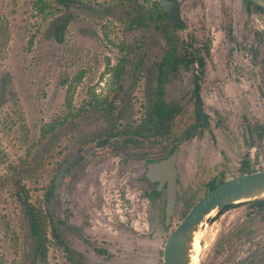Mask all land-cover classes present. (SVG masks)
I'll use <instances>...</instances> for the list:
<instances>
[{
  "label": "rangeland",
  "instance_id": "rangeland-1",
  "mask_svg": "<svg viewBox=\"0 0 264 264\" xmlns=\"http://www.w3.org/2000/svg\"><path fill=\"white\" fill-rule=\"evenodd\" d=\"M38 1L0 0V79L9 73L16 93L0 107V264H30L24 256L28 231L20 190L52 212L73 252L50 236L46 264H164L171 232L197 203L192 199L209 193L216 176L243 175L246 154L254 170H264V137L254 139L252 150L245 139L246 124L264 128V11L249 13L241 0H182L186 26L176 36L181 43L194 36L193 46L206 58L204 67L182 70L165 84L168 106L180 102L182 107L157 152L166 156L174 144L180 149L182 197L166 227L165 202L149 199L153 187L143 178L145 164L131 151L124 153L126 143L112 135L139 126L152 104L167 48L165 31L156 23L133 28L129 15L153 0H76L91 8L74 9L62 43L54 39L51 22L65 10L49 2L52 13L40 14ZM196 69L202 72L209 126L183 140L197 120ZM111 136L101 153L96 150ZM77 150H83L85 169L55 195V179ZM249 209L208 217L197 234L196 264L255 260L264 247V212ZM251 213L254 235L245 239L237 229Z\"/></svg>",
  "mask_w": 264,
  "mask_h": 264
},
{
  "label": "trees",
  "instance_id": "trees-1",
  "mask_svg": "<svg viewBox=\"0 0 264 264\" xmlns=\"http://www.w3.org/2000/svg\"><path fill=\"white\" fill-rule=\"evenodd\" d=\"M49 2L58 6L56 7L58 11L65 10L61 15L54 14L51 22V32L54 39L62 43L65 40L70 24L75 19L74 9L79 7L91 8V6L76 0H39L36 2V11L40 14L52 13L53 10ZM136 7V9L134 8L135 12L129 15V25L133 28H147L150 27L151 23L161 25V29L163 28L165 31L167 48L162 61L158 64L157 85L150 93L152 104L148 109L150 115L148 121L143 126H132L117 134L112 133L113 138H117L121 143L138 142L139 138H147L154 133H158L162 137L167 136L169 133V130H166L167 125L176 114L182 112V107L180 102L168 106L164 99L165 84L182 70L191 71L197 63L201 67L205 65L204 57H200V51L194 49L191 43L185 44L179 41L174 31L176 27L170 22L157 0H153L149 6L143 3L138 4ZM257 8L262 10L259 7ZM122 72V70L118 69L116 76L120 77ZM11 97H16L12 78L9 73H4L0 79V107L5 105ZM161 120H164V123L159 125L158 123ZM155 127L158 128V131H155ZM176 146L178 147L179 145ZM18 199L23 205V215L28 231L24 256L28 257L30 264H46L51 243L50 236L61 245L64 244L63 238L58 232L57 222L49 209L34 204L29 200V195L25 191H19ZM260 202L264 206V201ZM229 207L231 206L218 211V215H221ZM66 250L72 255L68 247H66Z\"/></svg>",
  "mask_w": 264,
  "mask_h": 264
},
{
  "label": "water",
  "instance_id": "water-1",
  "mask_svg": "<svg viewBox=\"0 0 264 264\" xmlns=\"http://www.w3.org/2000/svg\"><path fill=\"white\" fill-rule=\"evenodd\" d=\"M162 10L175 25H185L182 18L181 2L179 0H157ZM252 3L264 8V0H249ZM245 3L246 0H243ZM201 75L196 72L194 79V97L197 111L205 120V111L200 91ZM196 127L192 129V134ZM76 152L63 165L55 179V195H59L65 176L77 158ZM179 149H176L169 158L159 162L151 163L147 166V177L153 182H160L161 185L166 181L168 184V199L166 205L165 225H171L172 218L177 204V162ZM264 201V171L246 174L232 179L222 184L199 202H197L183 221L171 232L164 248V264H194V244L201 226L207 221L208 217L218 212L220 209L245 202Z\"/></svg>",
  "mask_w": 264,
  "mask_h": 264
},
{
  "label": "flooded vegetation",
  "instance_id": "flooded-vegetation-1",
  "mask_svg": "<svg viewBox=\"0 0 264 264\" xmlns=\"http://www.w3.org/2000/svg\"><path fill=\"white\" fill-rule=\"evenodd\" d=\"M179 1L182 4L181 5V13H182V18L185 21V25H175L169 19L170 22L176 27L175 30H174L175 33H176V30L177 29L183 28V27L186 26V20L183 17V11H182L183 1L182 0H179ZM241 1H242V4H243L244 8L249 13H252L253 9L258 10V11H264V8L259 7L258 5L252 3L249 0H246L245 3L243 2V0H241ZM250 2H251V4L249 5ZM256 6L259 7V8H261L262 10L258 9ZM230 33H232L231 30H230ZM231 36H232V34H231ZM165 40H166V38H165ZM193 40H194V36L191 38V42L190 43H191L192 47L194 49H196L193 46V43H192ZM183 43L188 44V42H183ZM201 49H196V50L200 51V57H202V58L204 57V63H205L206 55L202 54V50ZM207 54L208 55L210 54L209 49H207ZM197 64H195V65H197ZM196 72H199L200 73L201 80H202V72H200L198 69H196L195 74H196ZM194 79H195V75H194ZM200 91H201V81H200ZM193 99H194V104H195V112H196V117H197L196 119L197 120H196L195 124L189 129L188 133L185 134L183 140H187L188 138H190L192 136H195L197 133H199V131L201 129L207 128L209 126V112L207 110H205V106H204V103H203L202 95H201V99H202V104H203V110L205 111V120L204 121L202 120L201 114L197 111L196 103H195V97H194V87H193ZM181 113H179V114H181ZM179 114H176L175 117L173 118V120L170 121V123L173 122L177 118V115H179ZM149 116H150L149 115V112L147 111L146 112V119L143 120L141 122V124H139V127L140 126H143L144 123H146L148 121ZM198 116H199V118H198ZM162 123H164V120H161V122H159L158 124L161 125ZM194 127H196V130L192 134L191 132H192V129ZM155 131H158V128L155 127ZM257 136L259 138H263L264 137V128H258L257 126H253L251 124H249V125L246 124V126H245V139H246V143L248 144V147H249L250 150L256 149V144L254 143V141H255L254 139H256ZM110 140H113L112 136L110 138L108 137V138H105L104 140H102L100 146H98L96 148V150L100 151V153H101L106 148V146H108V143H109ZM161 140H162V136L158 135V133H154L152 136H148L147 138H139V141L138 142H132V141L131 142H126V144H124L123 147H124V151H125L124 153H127L128 151H131L132 153L130 155H133L135 158H137L136 160H141L145 164V170L143 172V178L147 181V184L148 185H150V186L153 187L152 193L149 194V199L151 200V202H165V206H164V223H165V218H166V205H167V199H168V184H169V182L166 181L165 183H163L161 185L160 182H153V181H151L147 177V172H148L147 166L149 164H151V163L159 162L161 160H164V159L169 158L171 156V154L176 149H179V147H177L176 144H174V145L171 146V148H170V150H169V152H168V154L166 156H162V157L161 156H157V152L159 150V147L161 146ZM212 142H213V145L216 147L217 144H218V142H217V139L214 136H213ZM141 145H142V147H141ZM135 146H139V147L136 148ZM82 151L83 150H77L76 151V152H79V154H78L77 158L75 159L74 163L69 168V170H68V172H67V174L65 176V183L63 184V187L66 184V182H67L68 179L70 180L73 177H75L74 179L76 180V179L80 178V175L82 174V171L85 169L84 166L86 164V161L84 159H81L80 158V155H81ZM76 152H74L71 156H73ZM179 154H180V149H179ZM222 155H223V159L224 160H228L229 159L224 150L222 151ZM246 156H248V154H246L244 156V158L242 160V164H241L242 169L245 170V172L243 173V175L251 174V173H255V172H260V171L254 170L252 168V166L250 164V161H248L249 158H246ZM69 158L64 162V164L69 160ZM178 162H179V158H178ZM178 162H177V172H178V174H177V183H176V186H177V188H176V190H177V201L176 202L177 203L179 202L180 198L182 197V194H181V191H180L181 190L180 189V187H181V176L180 175L181 174H180V169H179ZM63 165H62V167H63ZM243 175H241V176H243ZM236 178H238V177H236ZM227 181H229V180L223 179V177L220 179V175L219 176H216L214 178V181L209 184V187H208V189L206 191H208L210 193L213 190H215L216 188H218L219 186H221L222 184L226 183ZM63 187L61 188V190L63 189ZM61 190H60V192H61ZM201 199L202 198L201 197H198V195H197L196 197H194L192 199V202H199ZM261 203L262 202L258 201V202H245L243 204L240 203L239 205L236 204L237 206H235V205H229L231 207L227 208L221 215H218V213H217L216 218L217 217H221L225 212H227V211H229L230 209H233V208H238V209L241 208V209H243V208H249L250 207L249 213L252 212L253 210H255L256 212H257V210H259L261 212H264V206ZM194 205H195V203H194ZM176 206H177V204H176ZM226 207H228V206H226ZM226 207H224V208H226ZM175 210H176V207H175ZM174 215H175V212H174ZM174 215H173V217H174ZM253 215H254V213H251L250 214V217H246V219L243 220V222H241V224L239 225V227L237 229V233H238V235L240 237H244L245 239L246 238H249L250 239L251 237H253L254 234L251 231L252 230L251 229L252 222L250 221V218ZM172 221H173V218H172ZM62 224L65 225V222L63 221ZM171 224H172V222H171ZM170 226H168V227H170ZM82 237L85 239L87 246H91L92 243H91V240H90L89 236L87 234L83 233L82 234ZM63 242H64L63 247L65 248V250H66V247H68L69 250L71 251L70 247L66 244L65 240H63ZM95 251H96V253H99V254L105 253V251L102 250V249H99V250H96L95 249ZM71 253L73 254L72 251H71ZM256 255H257V257L255 258V260L252 263H249V264H264V247L261 248L259 251H257ZM251 261H252V259H251ZM238 264H243V263L239 262ZM246 264H248V263H246Z\"/></svg>",
  "mask_w": 264,
  "mask_h": 264
},
{
  "label": "bare ground",
  "instance_id": "bare-ground-1",
  "mask_svg": "<svg viewBox=\"0 0 264 264\" xmlns=\"http://www.w3.org/2000/svg\"><path fill=\"white\" fill-rule=\"evenodd\" d=\"M199 235H200V234H199ZM200 247H201V243H200L199 239L196 237V239H195V244H194V251H195V252H197V250L200 251ZM199 251H198V252H199ZM193 258H194V257H193ZM198 258H199V257H198ZM198 258H197V256H195V258L193 259L194 264L197 263Z\"/></svg>",
  "mask_w": 264,
  "mask_h": 264
}]
</instances>
